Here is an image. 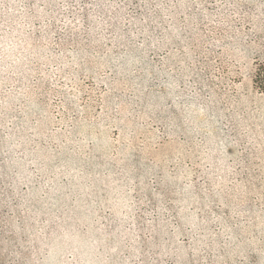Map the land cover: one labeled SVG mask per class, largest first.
I'll use <instances>...</instances> for the list:
<instances>
[{
  "label": "trees",
  "instance_id": "1",
  "mask_svg": "<svg viewBox=\"0 0 264 264\" xmlns=\"http://www.w3.org/2000/svg\"><path fill=\"white\" fill-rule=\"evenodd\" d=\"M0 264H264V0H0Z\"/></svg>",
  "mask_w": 264,
  "mask_h": 264
}]
</instances>
